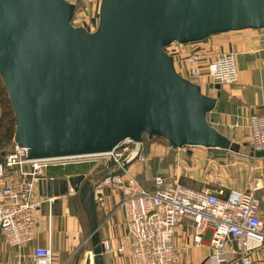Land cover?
<instances>
[{
	"label": "water",
	"instance_id": "95a60500",
	"mask_svg": "<svg viewBox=\"0 0 264 264\" xmlns=\"http://www.w3.org/2000/svg\"><path fill=\"white\" fill-rule=\"evenodd\" d=\"M76 9L68 0H0V76L13 141L29 160L102 156L145 136L175 151L240 153L209 119L218 98L181 75L168 48L264 30V0H101L94 32L73 25ZM251 156L264 159V150ZM69 188L89 222L86 264H105L95 183L77 175L39 184L48 198Z\"/></svg>",
	"mask_w": 264,
	"mask_h": 264
},
{
	"label": "built area",
	"instance_id": "2783aa9c",
	"mask_svg": "<svg viewBox=\"0 0 264 264\" xmlns=\"http://www.w3.org/2000/svg\"><path fill=\"white\" fill-rule=\"evenodd\" d=\"M186 63L190 76L195 79H201L206 70L213 86H233L238 82L234 52L206 54L195 51L186 58ZM248 129L250 147L255 151L264 150V115H251ZM146 155L144 140L122 142L109 154L100 156L105 157L106 174L94 188L96 202L103 201L108 189L122 192L119 208L125 217L134 264H179L177 237L184 221L192 224L193 246L210 243L214 264H223L228 254L238 256L240 264H252L250 252L264 245L262 199L257 193L264 187V179L249 191L197 190L180 183L179 177L175 180L158 175L153 181L154 188L148 190L128 172L133 162H146ZM57 161L63 160H29L27 151L17 145L3 156L0 162V235L8 245L21 248L34 241L40 223L39 210L44 203L52 209L56 199L40 195L39 184L58 180L51 174V169L59 165L52 162ZM76 194L69 188V196ZM102 243L104 255L126 251L125 244L114 247L109 241ZM34 264H55L51 248H36Z\"/></svg>",
	"mask_w": 264,
	"mask_h": 264
},
{
	"label": "crops",
	"instance_id": "0c3cea01",
	"mask_svg": "<svg viewBox=\"0 0 264 264\" xmlns=\"http://www.w3.org/2000/svg\"><path fill=\"white\" fill-rule=\"evenodd\" d=\"M181 47L183 48L180 50L174 49L172 55L175 57L177 70L181 66L187 73H189V67L186 58L195 51L206 54L231 51L236 54L239 78L235 85L222 86L218 91L211 83L208 74L203 75L200 81H205L204 83L213 86L214 94L212 96L218 98L215 110L209 115V119L213 120V126L234 142L250 143L248 118L251 115H264V30L228 33ZM179 71L181 72V70ZM236 124L239 127H236ZM169 149L171 150V148ZM251 149L250 147V151ZM168 152L167 149L166 153L168 154ZM251 162H253L251 170L254 179L247 185L246 190L211 185L197 190L205 188L213 190L223 188L226 191L231 189L252 190L258 181L264 179V159L252 157ZM234 166V168H238L236 165ZM231 168L233 169V167ZM57 179H61V177H57ZM62 192H64V188L60 190V193ZM257 193L262 199L260 214L264 216V187ZM70 197L68 193L54 197L56 199L52 209L48 203L42 205L39 210L40 223L35 230L32 243L21 248L12 247L8 245L4 236L0 235V264H34L35 249L48 247L52 250L55 264H86L87 256L92 251L91 231L90 227L85 228L82 218L72 212L68 205ZM122 198L121 191L108 189L103 201L100 202L101 205H98L97 208L102 242L109 241L114 247L126 245L124 253L105 254V264H134L125 228V217L119 208ZM194 234L191 222L184 221L177 237V246L180 249L179 264H214L210 243L207 242L200 247L193 246ZM249 258L252 264H264V245L253 249ZM223 264L240 263L238 256L228 254Z\"/></svg>",
	"mask_w": 264,
	"mask_h": 264
},
{
	"label": "rangeland",
	"instance_id": "374dc122",
	"mask_svg": "<svg viewBox=\"0 0 264 264\" xmlns=\"http://www.w3.org/2000/svg\"><path fill=\"white\" fill-rule=\"evenodd\" d=\"M75 4L77 9L72 20L73 25L84 27L90 32H94L99 24V9L101 0H68ZM183 47L175 45L171 47V52L174 49ZM182 74L192 80L194 83L202 87L205 95L212 96L214 94L213 86L195 79L187 73L186 70L179 67ZM6 91L3 80L0 76V93ZM7 93V92H6ZM14 139V138H13ZM149 141V140H148ZM242 145L240 153L235 154L229 151L206 149L203 147H185L181 150H170L167 141L163 139H153L151 142H146V162L135 161L128 166V172L137 179L138 183L145 189L152 190L154 188V178L158 175L168 179L178 178L183 185L200 189L211 185L213 187H232L236 189L246 190L247 185L254 179V174L251 170V151L248 142L240 143ZM248 144L246 147L243 145ZM15 143L12 141L3 148V153L11 151ZM168 149V154L166 150ZM165 151V152H164ZM1 154V155H2ZM3 157V156H2ZM59 164L62 168L73 166L66 173H71L67 177L85 175L95 185L101 181L106 169L105 157H86L79 159H69L63 161L52 162ZM236 165L238 168H234ZM233 167V169L231 168ZM54 168V167H53ZM241 168V170H239ZM66 170H54V176H64ZM52 173V174H53ZM256 173V172H254ZM77 174V175H74ZM258 177V175H257ZM78 195V194H77ZM72 196L68 201L72 212H75L82 218L86 229L89 228L88 219L81 208L79 195ZM97 203L100 206L101 203Z\"/></svg>",
	"mask_w": 264,
	"mask_h": 264
},
{
	"label": "trees",
	"instance_id": "16d2710c",
	"mask_svg": "<svg viewBox=\"0 0 264 264\" xmlns=\"http://www.w3.org/2000/svg\"><path fill=\"white\" fill-rule=\"evenodd\" d=\"M170 49H171V47L168 48L169 53L171 52ZM179 73L182 75V73L180 71H179ZM205 74H208L206 70L203 71V75H205ZM15 129H16L15 116L13 114V110H12L11 103L9 101L8 94L6 93V91L3 88V90L0 93V162L3 160V157L1 155L3 152V148L6 147L8 144H10L13 141ZM155 139H157V138H155ZM143 140L145 142V145H146V142H151V141H148V138L146 136L144 137ZM72 167L73 166H71V167L69 166L68 170H66V168H62L61 166H57V167L52 168L51 170L52 171L61 170V169L66 170V171H64V173H65L64 176H56V177H61V179H65V178H67V175L68 176L71 175V173H66V172L69 171V169H71ZM52 171H51V174L53 173ZM52 175H54V173ZM74 175H77V174H74ZM80 204H81V201H80ZM81 208L83 209L82 204H81ZM83 211H84V209H83ZM84 213H85V211H84ZM85 215H86V213H85Z\"/></svg>",
	"mask_w": 264,
	"mask_h": 264
}]
</instances>
